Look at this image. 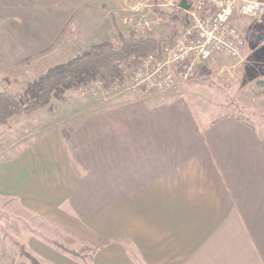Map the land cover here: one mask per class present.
Masks as SVG:
<instances>
[{
    "label": "crops",
    "instance_id": "0c3cea01",
    "mask_svg": "<svg viewBox=\"0 0 264 264\" xmlns=\"http://www.w3.org/2000/svg\"><path fill=\"white\" fill-rule=\"evenodd\" d=\"M58 5L42 48L64 43L75 6ZM166 95L119 100L0 157V197L43 223L48 239L26 242L43 264H264V134L226 115L201 125Z\"/></svg>",
    "mask_w": 264,
    "mask_h": 264
},
{
    "label": "rangeland",
    "instance_id": "374dc122",
    "mask_svg": "<svg viewBox=\"0 0 264 264\" xmlns=\"http://www.w3.org/2000/svg\"><path fill=\"white\" fill-rule=\"evenodd\" d=\"M58 1L0 0V90L15 93L48 67L68 60L92 43L106 40L118 46V36H127L118 28V17L125 11L119 0H70L75 8L61 31L64 43L42 48L45 41L41 43L37 37H43L49 25L59 19ZM239 26L246 39L240 57L215 56L198 77L176 88L132 90L124 70L133 65H125L122 79L113 87L92 81L86 88L65 91L63 99L52 98L46 105L11 115L0 124V157L13 155L53 126L74 123L87 112L131 97L155 99L161 94L169 95L165 99L184 98L201 125L226 115L264 134V14L260 22L242 18ZM41 225L20 211L14 200L0 197V260L43 264L26 244L29 236L48 239Z\"/></svg>",
    "mask_w": 264,
    "mask_h": 264
},
{
    "label": "built area",
    "instance_id": "2783aa9c",
    "mask_svg": "<svg viewBox=\"0 0 264 264\" xmlns=\"http://www.w3.org/2000/svg\"><path fill=\"white\" fill-rule=\"evenodd\" d=\"M119 1L125 11L118 28L127 36L160 38L173 32L160 50L124 70L132 90L167 91L198 77L215 56L240 57L246 39L239 20L260 22L264 14L261 0H186V7L180 0Z\"/></svg>",
    "mask_w": 264,
    "mask_h": 264
},
{
    "label": "trees",
    "instance_id": "16d2710c",
    "mask_svg": "<svg viewBox=\"0 0 264 264\" xmlns=\"http://www.w3.org/2000/svg\"><path fill=\"white\" fill-rule=\"evenodd\" d=\"M175 17V14L171 15L172 19ZM172 33L160 38L150 34L138 37L120 34L118 46L106 40L95 42L68 60L48 67L17 92L0 90V124L15 113L46 105L52 98L63 99L65 91L76 87L86 88L97 79L104 87L115 86L123 77V66L135 65L139 56L160 50L171 39ZM261 83L264 87V81Z\"/></svg>",
    "mask_w": 264,
    "mask_h": 264
},
{
    "label": "water",
    "instance_id": "95a60500",
    "mask_svg": "<svg viewBox=\"0 0 264 264\" xmlns=\"http://www.w3.org/2000/svg\"><path fill=\"white\" fill-rule=\"evenodd\" d=\"M180 2H181V5H182L183 7H186V6H187L186 0H180Z\"/></svg>",
    "mask_w": 264,
    "mask_h": 264
}]
</instances>
